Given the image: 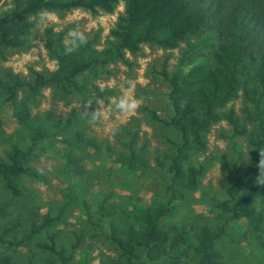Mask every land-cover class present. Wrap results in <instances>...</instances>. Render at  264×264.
<instances>
[{
    "label": "rangeland",
    "instance_id": "obj_1",
    "mask_svg": "<svg viewBox=\"0 0 264 264\" xmlns=\"http://www.w3.org/2000/svg\"><path fill=\"white\" fill-rule=\"evenodd\" d=\"M12 7V0H0V16ZM54 13L55 21L46 27L37 26L36 14L26 17L31 25L28 34L18 38L16 47L0 50V160H6L12 146L25 150L32 130L47 136L32 147L25 164L40 179L20 176V197H12L0 181V231L6 229V238L11 239L25 233L32 220L56 215L68 186L77 200L60 222L44 229L27 246L13 249L0 245V256H7L11 264H61L55 255L40 247L52 238L56 248L70 256L67 264H119V253L106 239L110 217H103L97 225V221L88 220L82 203L93 219L98 206L107 207L119 224L125 212L142 206L153 208L164 199L166 167L179 135L174 127L154 120L149 111L163 121L173 115L169 87L159 73L162 67L168 72L178 69L186 42L166 49L141 44L135 53H125L126 63L116 62L77 77L79 88L46 87L37 93L18 89L9 97L7 89L15 80L29 81L34 72L55 69V61L45 50L46 30L60 33L64 43L68 30L77 28L87 36L86 42L101 49L113 40L111 31L125 15V9L124 2L118 0L111 13L84 9ZM187 41L195 43L198 38L190 35ZM216 44V39H210L206 46H197L192 52L196 55L194 64L204 69L211 67L212 46ZM182 69L186 71L188 67ZM254 73V65L248 64L240 76L237 96L218 109L221 119L204 133L203 150L194 147L184 162V168L201 167L202 171L196 187L183 190L168 218L182 222L190 233L202 227L215 232L222 229L213 244L219 254L217 264H264V235L243 220H228V213L214 207L217 201L229 199L226 191L231 187L234 195L246 193L250 205L264 209V178L258 181L260 171L243 174L251 142L257 135L256 125L247 114L253 110L254 99L263 100ZM121 95L141 99L137 111L127 115L116 111L112 106ZM93 111L99 115L95 123L89 121ZM229 111L238 129L243 130L232 138L234 144L232 127L223 118ZM108 149L144 159L148 171H123L107 157ZM67 155L72 159V171L68 173L64 163ZM138 261L197 264L198 258L188 255L146 262L139 253Z\"/></svg>",
    "mask_w": 264,
    "mask_h": 264
},
{
    "label": "trees",
    "instance_id": "obj_2",
    "mask_svg": "<svg viewBox=\"0 0 264 264\" xmlns=\"http://www.w3.org/2000/svg\"><path fill=\"white\" fill-rule=\"evenodd\" d=\"M118 0H12V9L0 16V50L18 45L19 37L28 34L31 27L26 17L41 10L69 11L84 9L91 13L102 11L111 13ZM125 15L111 31L113 40L105 47L97 49L86 42L73 50L65 51L61 34L48 29L45 31V50L55 61L56 67L50 72H34L29 81L15 80L7 89L9 97L16 90L25 89L37 93L46 87L79 88L77 77L93 73L98 68L116 62L126 63L125 53L138 51L141 44L157 46L163 49L186 42L182 51L178 69L168 72L164 67L160 75L169 87L168 99L173 115L163 121L153 111L151 117L178 131L179 143L175 146L166 167L164 180V199L155 207H139L125 212L121 222L115 223L109 209L98 206L96 216L91 217L85 203L83 208L89 221H101L110 217L106 239L119 253V264H141L139 253L146 262H155L161 258H180L193 255L197 264H217L219 254L213 248L222 229L215 232L202 227L198 232L190 233L184 224L169 220L174 202L182 196L183 190L196 187L201 167H183L195 147L203 150V135L209 126L219 119L218 109L237 96L240 89V76L248 64L255 67V79L260 89L259 99L253 100V110L247 118L256 125L257 135L251 142L247 154L244 175L260 171L259 163L264 159V0H122ZM195 35L198 41L191 43L187 37ZM210 39H216L212 46V66L204 69L194 64L197 46H206ZM188 67L186 71L182 68ZM249 100L250 97L245 95ZM223 118L232 127L233 137L243 133L231 111ZM47 136L38 130L29 134V145L23 150L12 146L6 153L5 161L0 160V181L12 197H20V176L35 180L40 176L25 164L32 154V147ZM107 157L120 169L130 173L145 174L148 165L142 158L131 153L106 150ZM239 158L241 154L237 152ZM67 173L71 172L72 159L64 158ZM229 199L217 201L215 209L228 213V220H243L255 232L264 235V209H258L248 203L246 193L234 195L228 188ZM62 204L56 215H44L32 220L28 230L18 237L6 238V229L0 231V245L5 248H23L34 240L44 229L60 222L66 210L76 203L77 196L68 186L62 194ZM234 200V201H233ZM93 220H92V219ZM40 247L55 255L61 264H67L70 256L64 255L62 248H56L52 238L48 244ZM0 264H11L7 256H0Z\"/></svg>",
    "mask_w": 264,
    "mask_h": 264
},
{
    "label": "clouds",
    "instance_id": "obj_3",
    "mask_svg": "<svg viewBox=\"0 0 264 264\" xmlns=\"http://www.w3.org/2000/svg\"><path fill=\"white\" fill-rule=\"evenodd\" d=\"M56 19V14L49 10H41L36 14L37 26H48L50 23L54 22ZM87 41V36L77 28H71L65 35V51L71 53L73 50L78 48L80 45L85 44ZM141 99L134 98L128 95H121L117 102L112 106L121 115H127L137 111L141 104ZM97 103H100L97 101ZM99 118L98 112L93 111L89 115V121L95 123ZM260 175L258 181L264 178V159L260 160L259 163Z\"/></svg>",
    "mask_w": 264,
    "mask_h": 264
}]
</instances>
